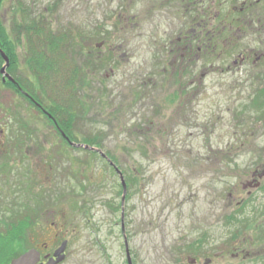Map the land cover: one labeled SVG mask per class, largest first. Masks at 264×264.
Instances as JSON below:
<instances>
[{
	"label": "rangeland",
	"instance_id": "obj_1",
	"mask_svg": "<svg viewBox=\"0 0 264 264\" xmlns=\"http://www.w3.org/2000/svg\"><path fill=\"white\" fill-rule=\"evenodd\" d=\"M242 1L219 0L215 10L228 14ZM23 5L57 33L72 31L88 40L79 41V64L88 78L80 95L87 108L73 121L74 142L99 136L128 192L122 206L120 177L109 164L98 154L70 148L47 119L3 87L1 76L0 164H10L0 177L6 186L0 220L23 206L37 215L20 250L47 245L48 254L67 241L61 264H128L124 225L133 264H190L192 257L199 264L206 257L210 264H264V188L238 206L264 152L256 74L184 75L185 88L192 79L196 86L180 99L171 94L164 73L148 79V68L160 65V49L152 41L167 24L162 17L149 21L143 0H4L1 21L18 26ZM21 49L18 76L35 83L23 43ZM154 82L164 87L154 88ZM145 90L149 98L137 99ZM165 101L191 102H182L180 118H173L174 106ZM151 122L156 128L150 129ZM17 141L22 147L14 146Z\"/></svg>",
	"mask_w": 264,
	"mask_h": 264
},
{
	"label": "flooded vegetation",
	"instance_id": "obj_2",
	"mask_svg": "<svg viewBox=\"0 0 264 264\" xmlns=\"http://www.w3.org/2000/svg\"><path fill=\"white\" fill-rule=\"evenodd\" d=\"M3 1L4 0H1L0 2V12L3 7ZM140 1L141 0H132L133 3ZM218 1L219 0H143V3L147 5V9L144 13L148 20L151 21L157 18L161 20L162 17L165 26L167 24L165 31H163V33H165L161 38L159 40L155 38L152 41L153 46L160 49V53L157 55L160 65L157 68H148L149 71L147 73H151L148 79L150 81H156L157 71L164 73L165 76H168V78H165L169 81L168 87L174 88L171 94L174 96L179 95L180 99H182L185 90L192 89L196 86V81L192 79L189 82V86L185 88L183 85L184 75H194L198 71L204 74L211 72L230 73L235 70L245 72L246 74L255 73V77L252 76V78H256L259 83L256 112L259 122L264 126V0H243L240 7L233 6L234 10L228 14L215 10ZM227 1L228 0H223V3ZM220 5H222V3H220ZM156 8L160 9L157 10ZM151 13L154 14L152 18ZM1 18L0 16V44L2 50L10 59V66L7 68V73L14 78L18 84L15 86L2 76L1 83L3 87L6 88L7 84H11L18 91L17 95L26 97L27 99H23L32 103L33 108L39 112V117H43L56 125L48 116V114H50L48 108H46L41 101L39 102L33 97L26 89H23L20 79L18 78V74L21 73L22 67L21 58L19 57V53L22 51L21 36L17 28L19 25H16L17 22L14 24V21L10 23L5 17L1 21ZM18 18L20 19V17ZM135 20L136 17L130 19L132 25ZM97 47L101 48L102 45L100 47L97 45ZM154 61L156 60L154 59ZM4 64L5 62L3 60V65ZM257 74L259 76H257ZM153 84L154 88L164 87L163 82L160 83V85L158 82H154ZM19 88L28 94V96L22 93ZM140 93H136V95L140 96V98L137 99L149 98V91L145 90ZM67 102V106L69 107L70 101ZM178 102L179 104H177ZM182 102L185 103V107H187L191 101ZM182 102L165 101L168 106H174L173 112L175 114L172 113L173 118H180L179 113L182 108L179 107H182ZM174 115L176 116L174 117ZM150 126V129H154L157 125L151 122ZM158 126L160 125L158 124ZM164 126L165 125H162L161 127L164 128ZM53 131L62 138L70 148L78 149L69 144L57 127L53 129ZM159 131L163 133H165V131L168 132V130L165 129H159ZM162 132L160 133L163 134ZM0 133L2 134V131ZM65 134L67 135V133ZM97 148L102 151L100 147ZM95 152L105 163L109 164L118 176L115 167L117 166L116 163L113 162L115 164V166H113L110 163L112 160L107 155V158H105L99 152ZM2 156L3 153L0 152L1 159L3 158ZM259 158H261L259 165L251 172L246 183L243 185V190L247 191V197L239 202L238 206H241L246 200L248 201L251 199L258 189L264 188V152L262 157ZM1 165L2 164H0V177H4L5 167ZM229 196L230 199H235L232 194ZM5 197L6 186L2 182L0 184V201H4L6 199ZM3 209L4 208L0 210V215L4 213ZM48 248L47 245L37 248L41 253L42 264H45L47 259L52 257L57 250L55 249L54 252L45 254V252L49 250ZM237 254L243 255L244 252H237ZM247 256L248 254H246L245 259H247ZM192 258V260H194L193 264H199L197 258ZM206 259L209 258L206 257Z\"/></svg>",
	"mask_w": 264,
	"mask_h": 264
},
{
	"label": "trees",
	"instance_id": "obj_3",
	"mask_svg": "<svg viewBox=\"0 0 264 264\" xmlns=\"http://www.w3.org/2000/svg\"><path fill=\"white\" fill-rule=\"evenodd\" d=\"M21 11L22 15L20 13L19 16L21 21L18 25L21 29L22 43L25 48L24 60L37 84L26 83L18 77L20 83L23 89H26L48 108L55 123L67 133L69 139L73 142L77 141L72 126L73 121L76 122L87 108V104L83 100L84 96L80 95V84L88 81L85 68L79 64V60L83 59L79 41L81 42L82 39V42L85 43L88 40L85 41L86 37L83 39L82 34L79 40L72 31L57 33L48 20L41 15H32L33 13L24 5ZM2 65L3 58L0 56V69L3 67ZM7 87L18 94V91L11 84H7ZM47 88L51 90V96L48 94ZM43 101H49V105L46 106ZM67 101H70L69 107ZM27 102L33 107L30 101ZM89 108L88 105V111ZM48 123L53 129H56L57 126L54 123L49 120ZM88 136V139L83 140L84 144L102 147L98 142L99 136L93 138H91L92 135ZM14 146L22 147V143L17 141ZM85 153L92 156L97 155L96 152L91 151H85ZM9 164L5 161L4 167L9 166ZM14 200L15 202L18 201V199ZM14 207H17L16 203H14ZM36 216L33 209L23 206L10 215L6 221L1 222L0 220V264H10L13 259L25 252L20 248L30 227L34 224Z\"/></svg>",
	"mask_w": 264,
	"mask_h": 264
},
{
	"label": "water",
	"instance_id": "obj_4",
	"mask_svg": "<svg viewBox=\"0 0 264 264\" xmlns=\"http://www.w3.org/2000/svg\"><path fill=\"white\" fill-rule=\"evenodd\" d=\"M0 2H1V0H0ZM0 56L3 58V60L5 62V64L3 65V67H2V69L0 71L1 75L4 77V79H8L12 84L17 86L18 84L14 80V78H12L7 73V68L10 66V59H9V57L5 54V52L1 48H0ZM19 89H20V91L22 93L26 94L21 88H19ZM26 95L28 96V94H26ZM48 116L50 117V119H52L55 122V120L53 119V116L51 114H48ZM56 126H57L58 130L61 132L62 136L73 147L81 148V149H84V150H87V151H91V152L97 151L103 157L107 158V156L100 149H96V148L91 147V146L86 145V144H76V143L72 142L69 139V137L64 133V131H62V129L57 124H56ZM110 163L113 166H115V164L112 161H110ZM116 171L118 172V175H119L120 181H121V185H122V188H123V197H122V206H123L124 202H125V199H126V195H127V184H126L124 175L120 171V169L116 167ZM122 209H124V207ZM123 216H124V210L122 212V219H123ZM122 232H123V235L125 237L124 239H125V247H126V254H127L128 264H133L132 256H131V253H130L129 242L127 240V236H126V233H125L124 225L122 226ZM67 245H68L67 241L63 242L62 245L54 252V255L47 259V262L45 264H61L62 262H64L65 259H66L65 251H66ZM189 263L193 264L194 260L189 259ZM210 263H211V260L210 259H206L204 264H210ZM10 264H42V262H41V253L36 248L30 249V250L24 252L19 257L13 259Z\"/></svg>",
	"mask_w": 264,
	"mask_h": 264
}]
</instances>
